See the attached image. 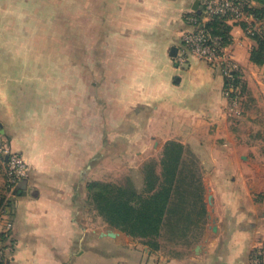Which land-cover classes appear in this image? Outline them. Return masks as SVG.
<instances>
[{
  "label": "crops",
  "instance_id": "0c3cea01",
  "mask_svg": "<svg viewBox=\"0 0 264 264\" xmlns=\"http://www.w3.org/2000/svg\"><path fill=\"white\" fill-rule=\"evenodd\" d=\"M200 3L86 0L84 60L57 48L50 66L47 30L19 46L16 0H0V143L28 165L0 211V234L13 226L0 242L5 264H251L264 245V65L248 34L257 22H229L244 93L232 113L220 67L178 61ZM168 142L184 154L155 250L108 224L88 185L131 181L144 193V168L162 177Z\"/></svg>",
  "mask_w": 264,
  "mask_h": 264
},
{
  "label": "trees",
  "instance_id": "16d2710c",
  "mask_svg": "<svg viewBox=\"0 0 264 264\" xmlns=\"http://www.w3.org/2000/svg\"><path fill=\"white\" fill-rule=\"evenodd\" d=\"M260 1L264 3V0ZM200 7L193 14L199 20L203 19V12ZM249 10L258 19L264 18V8H250ZM203 27L211 34L220 36L226 46L231 43V27L226 18L210 17L203 24ZM253 38L257 41L258 46L253 51L251 59L256 64L264 65V31L256 33ZM234 74L236 77L234 84L235 86L238 85L241 93L244 94L240 78L241 73L235 72ZM183 154L184 147L180 143L168 142L161 162L162 181L156 173V167L151 163L146 164L144 168L146 176L144 193L138 192L131 181H127L125 184L90 182L88 185L89 199L93 208L111 226L133 237L143 239L148 246L155 250L159 249L157 239L160 235ZM0 163L4 169L1 159ZM6 179L4 189L0 191V211L6 200L5 192L10 189ZM7 239V233L0 234V242ZM1 248L4 250L3 247ZM0 264H5V261L0 260Z\"/></svg>",
  "mask_w": 264,
  "mask_h": 264
},
{
  "label": "built area",
  "instance_id": "2783aa9c",
  "mask_svg": "<svg viewBox=\"0 0 264 264\" xmlns=\"http://www.w3.org/2000/svg\"><path fill=\"white\" fill-rule=\"evenodd\" d=\"M252 2L253 0H201L203 19L199 20L195 16L190 18L193 30L184 34V50L178 57L180 65L186 64L190 56H195L220 67L225 78L224 93L230 104L228 110L237 114L241 111L242 94L239 86L234 84L236 79L234 73H240V69L228 58L226 52L228 46L223 43L222 38L211 34L203 24L213 16L226 18L228 22L256 21L257 25L248 28V34L253 37L263 30L258 27L262 19H258L249 10L252 8ZM0 159L5 169L8 187L12 189L19 186L28 176V165L25 160L2 143H0ZM12 227V223H8L7 233L11 232ZM6 250L0 248V260L5 261ZM251 264H264V245L254 252Z\"/></svg>",
  "mask_w": 264,
  "mask_h": 264
},
{
  "label": "rangeland",
  "instance_id": "374dc122",
  "mask_svg": "<svg viewBox=\"0 0 264 264\" xmlns=\"http://www.w3.org/2000/svg\"><path fill=\"white\" fill-rule=\"evenodd\" d=\"M97 5L99 6V2ZM85 9L86 0H16L17 18L14 21L11 20L10 23L16 26L18 33L16 41L19 46H32L34 38H40L41 31L44 38L45 30H47L50 66L56 62L57 48L64 52L66 58L70 60L69 62H71V58L72 62L83 61ZM21 15H24V20L20 19ZM62 61L67 63V59L60 60V62ZM73 76L74 72L72 71V78ZM188 158L192 157L188 156ZM4 172L0 163V191L4 189L5 185Z\"/></svg>",
  "mask_w": 264,
  "mask_h": 264
},
{
  "label": "water",
  "instance_id": "95a60500",
  "mask_svg": "<svg viewBox=\"0 0 264 264\" xmlns=\"http://www.w3.org/2000/svg\"><path fill=\"white\" fill-rule=\"evenodd\" d=\"M109 236L115 237V233L114 232H109Z\"/></svg>",
  "mask_w": 264,
  "mask_h": 264
}]
</instances>
